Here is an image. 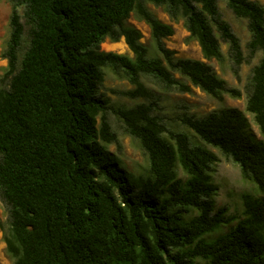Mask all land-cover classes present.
<instances>
[{
    "label": "trees",
    "instance_id": "1",
    "mask_svg": "<svg viewBox=\"0 0 264 264\" xmlns=\"http://www.w3.org/2000/svg\"><path fill=\"white\" fill-rule=\"evenodd\" d=\"M219 1L245 20L244 46ZM9 2L0 75L6 211L0 230L13 264H264V6L255 0ZM147 2L182 19L205 60L227 57L240 81V67L249 64L243 90L228 86L207 62L175 56L163 42L173 27ZM131 14L149 26L158 54L150 55L141 31L127 23ZM105 38H123L133 55L100 49ZM104 68L134 85L119 91L130 99L153 96L143 77L190 91L177 72L216 99L244 93V111L185 114L182 124L193 135L172 130L155 113L154 100L111 104L100 92ZM110 113L137 141L144 171L127 170L107 148L117 141ZM210 147L255 185L256 194L243 195L240 216L215 205L219 157Z\"/></svg>",
    "mask_w": 264,
    "mask_h": 264
},
{
    "label": "rangeland",
    "instance_id": "2",
    "mask_svg": "<svg viewBox=\"0 0 264 264\" xmlns=\"http://www.w3.org/2000/svg\"><path fill=\"white\" fill-rule=\"evenodd\" d=\"M255 1L264 6V0ZM146 4L147 7L161 21L168 23L173 27V34L164 38L163 42L167 48L174 51L175 56L203 60L213 67L216 74L222 77L228 86L238 87L243 90V82L246 74L248 73V69L250 67L249 64H242L240 67L242 80H238L231 71V63L227 57L222 63H218L214 59L205 60L202 57L196 40L188 37V32L184 28L182 19L172 20L161 6H155L149 2ZM218 6L222 17L230 23L234 33L240 38V41L244 46V43L248 39V31L246 29L245 20L236 18L226 7L223 1H219ZM10 10L11 6L9 0H0V75L6 65V60L1 57V51L9 34L8 21ZM127 23L134 25L141 31V41L147 46L149 54H158L150 36L149 26L143 20L137 19L133 14L128 17ZM100 49L123 53L129 56L133 55L125 44L123 38H120V40L116 42L105 38L100 43ZM221 49L224 53H226L227 46L225 43H221ZM174 75L188 83L190 85V91L180 92L176 90L163 89L152 80L145 77L142 78L144 85L150 89L153 94V96L149 99L156 101L154 109L155 113L160 115L168 128L172 130L186 131L188 134L193 135V133L182 124V117L185 114L201 116L211 110H216L222 107H237L244 111V93L238 98L231 97L224 93L222 99H216L198 87L190 84L187 79L181 77L177 72H175ZM133 86L134 85L122 76V74H115L108 68H104V80L100 85V92L109 98L111 104H123L130 106L137 102L149 100L143 97L130 99L119 93V91L131 89ZM246 115L250 121V126L254 135L257 138H263L259 134L257 126L252 122L250 115L248 113H246ZM108 119L116 135L117 141L107 144V148L120 157L127 170L134 173L144 171L147 166V162L137 141L123 131L120 121L116 119L112 113L108 115ZM193 140L197 141V138L193 136ZM211 149L216 152L219 157V160L214 165L213 172V179L217 186L216 193L213 195L215 205H225L228 208V213L240 216L243 210V195L248 193L256 194L257 191L255 185L241 177L239 168L236 164L226 160L216 149ZM5 218V206L0 200V220L3 221ZM222 229L226 230L227 227H222L221 230ZM0 264H13L12 258L6 252L1 230Z\"/></svg>",
    "mask_w": 264,
    "mask_h": 264
}]
</instances>
